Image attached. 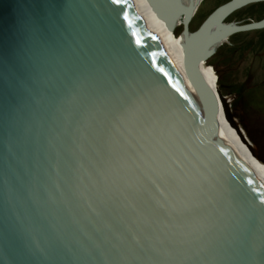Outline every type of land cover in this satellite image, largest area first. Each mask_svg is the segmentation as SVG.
Listing matches in <instances>:
<instances>
[{
	"label": "water",
	"instance_id": "obj_1",
	"mask_svg": "<svg viewBox=\"0 0 264 264\" xmlns=\"http://www.w3.org/2000/svg\"><path fill=\"white\" fill-rule=\"evenodd\" d=\"M263 1L231 0L194 32L203 0L166 21L183 26L187 73L236 128L201 67L233 34L264 28L224 22ZM211 27L223 33L192 63L187 41ZM126 109L150 162L138 181L102 146ZM158 174L189 195L165 202ZM262 251L264 186L130 0H0V264H262Z\"/></svg>",
	"mask_w": 264,
	"mask_h": 264
},
{
	"label": "bare ground",
	"instance_id": "obj_2",
	"mask_svg": "<svg viewBox=\"0 0 264 264\" xmlns=\"http://www.w3.org/2000/svg\"><path fill=\"white\" fill-rule=\"evenodd\" d=\"M152 1L156 8L159 10L161 16H163V19H160V17L155 13L148 0H130L135 9L141 15V18L146 27L157 36L163 47L166 49V52L168 53L174 65L182 71L185 80L187 81L188 85L194 90L206 111L250 160L260 183L264 186V165L256 157V150L248 140L246 133L242 128L240 129L238 124H236V128L231 122L228 123L227 121H224L221 112H218L217 114V111H215V109L211 107V103L200 93V89L198 88L196 83L193 82V79L189 75V73H187L184 67V49L182 38L181 36H179L178 39H175L173 34L176 27L180 23H177L173 31H170L167 26L166 21L170 22L175 19L180 13L188 11L191 8L192 4L194 2H197V0ZM222 31L223 30L220 28L211 27V29L204 31L199 36L187 41L186 47L191 57L192 63L197 58H199V56H201L205 52L206 48L210 46L223 33ZM203 67L204 65L201 67V71L207 85L213 90V92L220 91L217 86L213 84L214 82L212 81V79L207 76ZM226 102L229 105L231 104L230 101L226 100Z\"/></svg>",
	"mask_w": 264,
	"mask_h": 264
},
{
	"label": "rangeland",
	"instance_id": "obj_3",
	"mask_svg": "<svg viewBox=\"0 0 264 264\" xmlns=\"http://www.w3.org/2000/svg\"><path fill=\"white\" fill-rule=\"evenodd\" d=\"M224 4H226V0H203L190 23V31H197L203 24V22L207 19V17L215 9ZM245 7L234 11L225 19L224 22H236L240 25H245L246 23H243V21L241 22V18L245 14ZM182 31L183 26L179 24L173 33L174 38L178 39ZM255 31L256 30L244 31L242 33L237 32L233 35H237L240 33L239 38H253L257 35ZM243 60L244 62H242L241 68L238 70V72L232 73V76H235V74L237 76L239 75L238 79L240 80V82L248 87V89L245 91V97L239 98V95L233 91L235 89H232L231 87V89H227V92L231 93L229 95H225V99L231 102L230 105L233 119L239 125L240 129L242 128L246 133L248 140L256 150V157L264 165V58L259 61L258 59H255L252 54H248L244 57ZM249 65L250 67L254 68L248 74L246 70ZM203 68L207 76L210 77L214 82L213 84L216 85L219 89L217 75L220 74L221 71L224 72V74L222 73L223 75H226V69L221 68L220 72H218L217 74V71L213 66H209L206 64ZM229 83L231 86H235L233 80L229 79ZM235 87L240 86L237 85Z\"/></svg>",
	"mask_w": 264,
	"mask_h": 264
},
{
	"label": "snow or ice",
	"instance_id": "obj_4",
	"mask_svg": "<svg viewBox=\"0 0 264 264\" xmlns=\"http://www.w3.org/2000/svg\"><path fill=\"white\" fill-rule=\"evenodd\" d=\"M121 2L122 0H112L113 4H120ZM125 121L128 122L126 125L124 124ZM139 130V123L132 119L131 114L126 109L116 117L109 127L103 130L102 137V146L107 162L121 168L128 167L129 162H131L135 167L130 168V173L137 181L140 177L147 175L146 169L150 167L148 159L133 143V137ZM158 176L159 182L153 180L152 183L165 202L169 198L179 200L189 195L184 182L179 176L175 174H158ZM157 204L161 209H165V203L157 200ZM256 258V256H253V259ZM259 258L264 264V251L259 253Z\"/></svg>",
	"mask_w": 264,
	"mask_h": 264
},
{
	"label": "trees",
	"instance_id": "obj_5",
	"mask_svg": "<svg viewBox=\"0 0 264 264\" xmlns=\"http://www.w3.org/2000/svg\"><path fill=\"white\" fill-rule=\"evenodd\" d=\"M229 1L231 0H226V3ZM244 13V16L241 18V22L243 21V23L250 24L253 21L259 22L264 20V1L246 6L244 8ZM255 32L257 35L253 38H239L240 33L231 36L229 43L222 45L217 53L208 60L207 65L213 66L216 69L217 74L220 72L221 68L226 69V75H223L224 72L222 71L217 75L219 90H221L223 96L229 95L231 92L228 93L227 89H231L232 87V89H235L233 91L239 95V98L245 97V91L248 87L240 82L238 79L239 75L237 76L235 74V76H232V73L238 72L241 68L242 62H244V57L248 54H252L255 59H258L259 61L264 58V28L258 29ZM250 65L246 70L248 74L254 68L250 67ZM229 79L233 80L235 86L239 85L240 87L231 86Z\"/></svg>",
	"mask_w": 264,
	"mask_h": 264
}]
</instances>
